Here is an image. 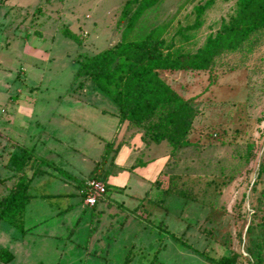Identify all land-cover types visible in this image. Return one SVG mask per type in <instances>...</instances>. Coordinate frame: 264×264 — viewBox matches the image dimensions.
Here are the masks:
<instances>
[{"label": "rangeland", "instance_id": "rangeland-1", "mask_svg": "<svg viewBox=\"0 0 264 264\" xmlns=\"http://www.w3.org/2000/svg\"><path fill=\"white\" fill-rule=\"evenodd\" d=\"M128 1L0 0V198L15 181L10 156L19 147L43 161L28 186L25 233L0 220V249L13 254L0 264H124L128 256L130 264H216L210 259L232 252L241 264H264L256 247L264 239V28L207 70L159 71L197 111L191 144L173 150L167 140L145 142L111 98L75 78L84 57L121 40ZM206 1L162 0L129 38L163 27L167 44L195 52L237 10L236 0H214L202 26L185 29ZM106 142L122 144L100 169L109 189L86 205L79 183Z\"/></svg>", "mask_w": 264, "mask_h": 264}, {"label": "trees", "instance_id": "trees-1", "mask_svg": "<svg viewBox=\"0 0 264 264\" xmlns=\"http://www.w3.org/2000/svg\"><path fill=\"white\" fill-rule=\"evenodd\" d=\"M161 1H128L120 18V20L126 19L121 40L112 47L84 57L78 64L75 78H88L96 88L111 98L118 107L119 120L141 127L145 142L159 143L167 140L174 150L191 144L186 136L197 111L192 105L191 98L182 97L160 77L159 71L209 69L218 55L239 48L251 33L264 28V0H236L235 15L227 22H223L215 34H209L195 52L180 51L173 47L172 42L167 44L163 27L151 29L140 39L129 38V34L143 13ZM213 1L207 0L203 4L196 5L195 20L185 29L200 28L202 26L200 17L213 4ZM131 4L135 5V8L129 12ZM178 32L184 34L181 29ZM63 33L75 42H80V39L70 31L64 30ZM121 146V142L105 143L101 160L95 164L88 178L79 183L83 199L88 192L87 180H99L104 183L105 192L109 189L105 174L101 173L100 169L106 163L110 151H113L110 163L112 164ZM19 149V152L10 156V164L14 170L12 176L15 175V181L8 193L0 198V220L24 234V213L31 197L28 186L33 176L43 172V161L34 156L32 150L25 147H19ZM25 168H30L31 176L26 175ZM4 180L6 178H0V182ZM157 203L160 204L158 201ZM171 235L188 248L196 250L181 237L174 233ZM256 247L258 251L263 250L264 239L258 242ZM12 259L13 254L10 250L0 249L1 261L7 263ZM210 260L216 264H241L237 252ZM130 262L131 257L128 256L124 264H130Z\"/></svg>", "mask_w": 264, "mask_h": 264}, {"label": "built area", "instance_id": "built-area-1", "mask_svg": "<svg viewBox=\"0 0 264 264\" xmlns=\"http://www.w3.org/2000/svg\"><path fill=\"white\" fill-rule=\"evenodd\" d=\"M86 186L88 192L84 198V203L86 205H94L97 201V197L105 193V185L99 180L91 179L86 181Z\"/></svg>", "mask_w": 264, "mask_h": 264}, {"label": "crops", "instance_id": "crops-1", "mask_svg": "<svg viewBox=\"0 0 264 264\" xmlns=\"http://www.w3.org/2000/svg\"><path fill=\"white\" fill-rule=\"evenodd\" d=\"M122 147V146H121ZM121 149V148H120Z\"/></svg>", "mask_w": 264, "mask_h": 264}]
</instances>
